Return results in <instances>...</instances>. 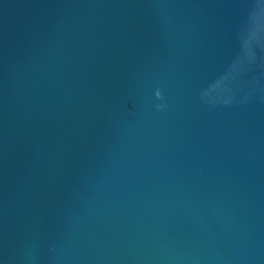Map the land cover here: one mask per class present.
<instances>
[{
	"label": "water",
	"instance_id": "water-1",
	"mask_svg": "<svg viewBox=\"0 0 264 264\" xmlns=\"http://www.w3.org/2000/svg\"><path fill=\"white\" fill-rule=\"evenodd\" d=\"M0 264H264V0H0Z\"/></svg>",
	"mask_w": 264,
	"mask_h": 264
},
{
	"label": "clouds",
	"instance_id": "clouds-1",
	"mask_svg": "<svg viewBox=\"0 0 264 264\" xmlns=\"http://www.w3.org/2000/svg\"><path fill=\"white\" fill-rule=\"evenodd\" d=\"M156 95L159 97L160 96V93L159 91L156 93ZM158 107H161L160 105H158Z\"/></svg>",
	"mask_w": 264,
	"mask_h": 264
}]
</instances>
